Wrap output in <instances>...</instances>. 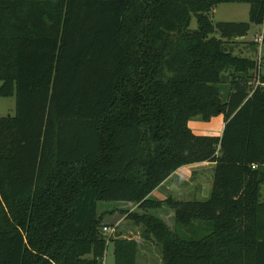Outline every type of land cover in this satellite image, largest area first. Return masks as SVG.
<instances>
[{
	"label": "trees",
	"instance_id": "16d2710c",
	"mask_svg": "<svg viewBox=\"0 0 264 264\" xmlns=\"http://www.w3.org/2000/svg\"><path fill=\"white\" fill-rule=\"evenodd\" d=\"M242 1L248 21H211ZM252 24L264 0H0V97L15 101L0 116V264H101L108 242L114 264H136L134 239L101 232L100 202L136 204L161 264H264V74L230 45ZM219 114L221 136L188 127ZM203 161L206 199L148 197Z\"/></svg>",
	"mask_w": 264,
	"mask_h": 264
},
{
	"label": "rangeland",
	"instance_id": "374dc122",
	"mask_svg": "<svg viewBox=\"0 0 264 264\" xmlns=\"http://www.w3.org/2000/svg\"><path fill=\"white\" fill-rule=\"evenodd\" d=\"M249 3L242 2H227L217 4L210 12V18L213 23L216 22H245L248 21V12H249ZM263 25L252 24L246 38L248 40H253L259 33L263 30ZM190 28H196V20L194 17L191 19ZM238 51L235 46L232 47V52L236 54ZM260 48L256 51H250L249 49H242L243 54H248L249 57L255 58L258 61V64L261 67L262 72L264 73V53H261ZM256 82L253 81V85ZM1 85V81H0ZM13 98L12 97H0V116L11 114L14 111L13 108ZM202 121V120H201ZM264 197V190H263ZM138 211L133 205H128L126 203H117V202H100L98 205V213L101 217L100 226L103 225H113L116 222H119L117 226V231L112 237L119 238H131L139 236L137 239L138 244V253L136 257V264H161V255L160 248L155 244L152 239L146 240L140 237V225L135 224L131 219L127 217L129 212ZM168 224H171V219H166ZM204 234V231H199V236ZM207 233V232H205ZM105 253V264H114L113 248L112 243L108 242L107 248L104 251Z\"/></svg>",
	"mask_w": 264,
	"mask_h": 264
},
{
	"label": "crops",
	"instance_id": "0c3cea01",
	"mask_svg": "<svg viewBox=\"0 0 264 264\" xmlns=\"http://www.w3.org/2000/svg\"><path fill=\"white\" fill-rule=\"evenodd\" d=\"M253 40H248L245 35L231 40L230 45L233 49L235 46L237 47L238 51L236 54L249 57L248 54L245 55L241 52L242 49H245V47L250 51H256L255 46H251L247 43ZM256 49H258V46ZM263 53L264 49L261 48V55H263ZM258 73L264 74L261 67L259 68ZM14 104L15 101L13 100V108ZM188 127L194 134L221 136L224 127V117L222 114H219L212 117L209 121L190 119L188 121ZM214 166L215 163L209 161L182 165L166 177L153 191H151L148 197L155 200H164L168 197L176 200L206 199L209 196L211 189ZM117 203H126L137 208L136 204L132 202ZM158 215L165 222L166 219H171V224L166 222L168 225L171 226L173 224V212L168 207L163 206V208L159 209ZM138 237L139 236L135 235L133 238L137 241L136 238Z\"/></svg>",
	"mask_w": 264,
	"mask_h": 264
},
{
	"label": "built area",
	"instance_id": "2783aa9c",
	"mask_svg": "<svg viewBox=\"0 0 264 264\" xmlns=\"http://www.w3.org/2000/svg\"><path fill=\"white\" fill-rule=\"evenodd\" d=\"M263 26H264V25H263ZM263 29H264V27H263ZM262 32H263V30H262ZM262 32L259 33L258 36H256V37L254 38V41L258 43V47L260 48V51H261V48H262V46H261V42H262ZM259 53H261V52H259ZM260 55H261V54H260ZM258 68H260V65H259ZM257 82H258V80H257ZM252 167L254 168L255 166H252ZM118 224H119V222H116V223H114L113 225H108V226H107V225H103V226L101 227V232H102V233L106 236V238L108 239L109 237H112L113 234H115V232L117 231V226H118ZM104 257H105V254H104V256H103V258H102V260H101V264H105Z\"/></svg>",
	"mask_w": 264,
	"mask_h": 264
}]
</instances>
